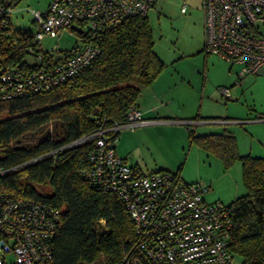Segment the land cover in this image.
Segmentation results:
<instances>
[{"label": "trees", "instance_id": "1", "mask_svg": "<svg viewBox=\"0 0 264 264\" xmlns=\"http://www.w3.org/2000/svg\"><path fill=\"white\" fill-rule=\"evenodd\" d=\"M75 34L98 48L86 67L47 92L0 102V193L59 211L49 240L51 264L115 263L134 244L133 225L115 193L81 174L93 140L75 142L100 128L128 123L141 91L164 63L154 51L147 17L125 19L103 33ZM31 37L14 31L9 18L0 27V66L25 67ZM189 132L190 140L220 158L225 168L240 161L246 194L227 206L233 223L229 249L232 261L264 264V157L239 155L232 132L197 137Z\"/></svg>", "mask_w": 264, "mask_h": 264}, {"label": "built area", "instance_id": "2", "mask_svg": "<svg viewBox=\"0 0 264 264\" xmlns=\"http://www.w3.org/2000/svg\"><path fill=\"white\" fill-rule=\"evenodd\" d=\"M20 0H0V27ZM155 0H50L44 13L31 12L36 32L25 48V67L0 66V102L47 92L77 75L98 54L95 44L81 43L69 51H43L45 35L84 26L103 33L123 20L146 17ZM184 6L181 7L183 12ZM203 51L226 62L237 81L264 75V0H201ZM228 98L230 91L222 88ZM151 122L131 109L128 123L100 128L75 143L93 140L85 181L113 192L133 225L134 244L115 263L103 264H231L232 219L221 202H206L209 191L187 184L178 174H144L116 154L113 135ZM60 215L57 209L0 193V264H51L49 240ZM103 221L101 224L103 225Z\"/></svg>", "mask_w": 264, "mask_h": 264}, {"label": "rangeland", "instance_id": "3", "mask_svg": "<svg viewBox=\"0 0 264 264\" xmlns=\"http://www.w3.org/2000/svg\"><path fill=\"white\" fill-rule=\"evenodd\" d=\"M49 3L50 0H20L10 17L11 28L34 34L36 25L31 12L44 13ZM182 6L185 7L183 12ZM146 17L153 33L154 51L164 63L156 90L159 99L154 103L157 109L152 115H146V118H153L152 123L122 129L117 143L120 140V147H127L129 157L144 174L176 173L187 184L208 188L204 195L206 202L219 201L228 206L246 194L240 161L235 160L225 168L220 158L206 152L196 140H190L189 131L194 137L224 130L232 132L237 153L251 152L250 133L264 134V122L253 124V127L250 126L253 122L221 123L234 117H254L255 112L264 116V75L247 76L238 85L237 65L231 69L233 74H229L227 63L213 55L205 56L201 50V0H155ZM83 30L87 32L88 29L84 26ZM78 44L81 42L71 30L45 35L41 39L43 51L53 46L60 51H69ZM222 88L229 89L228 98L220 93ZM142 95L151 96L147 91ZM143 96L138 101L140 106L146 100ZM140 108L145 109L144 106ZM125 129H132L131 141L121 140ZM256 143L255 140L254 155L249 156L264 157V146L258 147ZM239 263V258H233L231 264Z\"/></svg>", "mask_w": 264, "mask_h": 264}, {"label": "crops", "instance_id": "4", "mask_svg": "<svg viewBox=\"0 0 264 264\" xmlns=\"http://www.w3.org/2000/svg\"><path fill=\"white\" fill-rule=\"evenodd\" d=\"M201 50H203V40H202V49ZM206 56V55H205ZM217 58V57H216ZM220 60V59H219ZM222 61V60H221ZM224 62V61H223ZM225 64H226V62H224ZM227 65V64H226ZM228 67V69H227V71H228V73L230 74V73H232V71H231V67L230 66H227ZM161 74V73H160ZM160 74L155 78V80L148 86V87H146V88H144L142 91H141V94H140V97L142 98V94L144 93V92H149V94H151V96H146V95H144L143 97H144V99H146V100H143V105H141V106H144L145 107V109H142V108H140L141 106L140 105H138V110L141 112V117L143 118V119H146V120H149V121H151V122H149V123H152L153 122V118H146V115H152L151 113H153V110L155 111V109H157L156 108V105H154V103L156 102V101H158V93H157V86H158V80H159V77H160ZM233 74V73H232ZM232 87H233V85H232ZM231 87V88H232ZM143 92V93H142ZM221 93V92H220ZM140 97H139V101H140ZM235 99V100H234ZM234 99H232V100H234V101H236V98H234ZM229 101V100H228ZM256 114V115H255ZM249 115H251V114H249ZM254 117H252V116H248V117H246V118H239V117H234V118H232V119H230L229 118V121H226V120H223L222 122H226V123H221V124H231L232 123V121L233 122H237V123H239L240 125L241 124H243V123H247V122H253L252 123V125H250V126H255V125H253V124H257V123H260V122H264V116H262L261 115V112H255L254 113ZM196 116H198V115H196ZM151 117V116H150ZM252 117V118H251ZM228 120V119H227ZM249 120H251V121H249ZM149 123H147V124H149ZM251 124V123H250ZM145 125V124H144ZM142 126V125H141ZM135 127H140V126H135ZM135 127H133V128H135ZM130 130H132V129H125V132L123 133V136H122V138H121V140H129V141H131L132 140V138H133V136H134V134L132 133V131H130ZM119 135L120 134H118V137H119ZM250 138H251V140H252V144H251V146H250V151L251 152H249V153H246V152H244V153H240L239 151V155H246V154H248V155H254V154H252L253 153V147H254V145H253V142H255V140L257 141V146L258 147H260V146H264V134H260V133H250ZM254 138H255V140H254ZM118 139V138H117ZM119 142H120V140L118 141V143H116V154H117V156H119V157H121L122 159H124L127 163H128V160H129V164H132V165H134V166H137L138 167V165L136 164V163H134L133 162V160H132V157H129L130 156V154H129V150H127V147H120V144H119ZM122 142V141H121ZM237 145H238V143H237ZM238 148H239V146H238ZM125 156H127V157H129V159H127ZM253 157H260V156H253Z\"/></svg>", "mask_w": 264, "mask_h": 264}, {"label": "water", "instance_id": "5", "mask_svg": "<svg viewBox=\"0 0 264 264\" xmlns=\"http://www.w3.org/2000/svg\"><path fill=\"white\" fill-rule=\"evenodd\" d=\"M71 29L77 34L82 33L81 29H78L75 26H71Z\"/></svg>", "mask_w": 264, "mask_h": 264}]
</instances>
